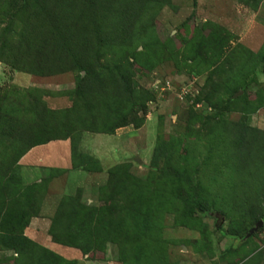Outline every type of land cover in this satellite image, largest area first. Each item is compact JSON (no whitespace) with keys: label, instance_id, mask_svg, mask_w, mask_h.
Segmentation results:
<instances>
[{"label":"rangeland","instance_id":"rangeland-1","mask_svg":"<svg viewBox=\"0 0 264 264\" xmlns=\"http://www.w3.org/2000/svg\"><path fill=\"white\" fill-rule=\"evenodd\" d=\"M16 1L20 5L11 8L8 0H0V157L10 150L6 136L9 120L18 119L26 125L23 119H33V111L27 107L39 103L41 96L46 99L45 95L59 91L65 95L54 105L68 107L78 97L74 94L76 84L85 76V72L70 70L72 66L66 62L63 68L70 71L62 74H27L30 63L19 55L28 52L46 59L59 57L65 52L62 38L75 41V49L76 40L81 38L82 43L99 50L97 64L101 71L108 69L103 74L105 79L116 83L102 91L101 101L94 103L95 110H88L84 116L97 130L113 134L82 133L79 152L97 158L106 170L128 162L131 176L144 182L143 186L158 189L164 183L158 173L163 160L160 158L155 172L150 165L157 142L169 144L172 163L184 169L192 189L200 188V197L211 210L181 214L184 198L169 206L159 220V239L166 242L163 264H248L251 260L264 264V218L234 235L231 231L238 230L242 218L229 208L230 188L243 189L251 183L257 189L264 185V165L262 173L252 180L246 169H237L229 133L233 123L264 131V0ZM213 34L221 38L215 46ZM226 55L231 61L224 64L225 68L232 65L236 80L231 74L224 75L227 85L209 101L206 85ZM96 73L93 79L98 77ZM122 79L127 86H120L117 93H125L128 87L131 102L125 106L116 102L115 114L111 112V98L117 95L115 88ZM214 80L219 79L215 76ZM242 84L246 90H239L238 97H243L230 102L239 92L232 97L233 90ZM20 146L19 142L16 147ZM16 147L8 157H14ZM48 150L42 164L36 161L32 168L24 164L22 183L41 172L43 179L50 177L49 169L65 173L51 175L37 220L28 231L25 229L26 236L77 264H122L117 246L103 236L98 235L93 251L85 256L50 240L45 229L61 197L80 190L81 203L97 210L99 218L94 224H98L106 218L111 190L106 170L99 171L100 164H88L87 171L74 167L79 162H72L70 144L55 142ZM245 167L253 169L249 163ZM239 172L243 178H239ZM189 185L185 184L187 189ZM15 186L13 190L19 188ZM213 200L225 215L213 208ZM17 251V247L0 244V264L17 259Z\"/></svg>","mask_w":264,"mask_h":264},{"label":"trees","instance_id":"trees-1","mask_svg":"<svg viewBox=\"0 0 264 264\" xmlns=\"http://www.w3.org/2000/svg\"><path fill=\"white\" fill-rule=\"evenodd\" d=\"M8 2L11 8L16 7V0H8ZM77 40L78 48L75 49L72 45L75 44V41L62 38L60 43L65 52L59 57L46 59L38 53L28 52L19 55L21 56L20 59L23 57L26 62L30 63L25 69L28 70L27 74L51 76L70 70H78L79 73L85 72V76L76 84L74 94L78 97L75 100L72 99L71 105L68 107L50 109L41 96L40 102L37 101L39 103L35 102L36 104L31 105L32 108L27 107L26 109L29 112L30 109L33 111L30 112L33 119H23V122H27L28 126H26L27 124L23 125L18 119L14 121L11 119L8 121L9 123L7 122L9 131L6 136L9 137L10 150L0 157V181L3 183V194H0V206L3 208L0 212V244L17 247L18 251L17 259H8L4 262L6 264H77L76 260L65 259L38 245L24 234V230L29 226L31 219L39 215L51 175L53 173L60 175L65 172L59 169H49L51 172L50 177L24 186L18 164L21 157L31 148L57 140H69L72 162H79L74 165L77 169L81 168V170L87 171L88 164H99L95 158L79 152L81 135L84 132L109 135L113 133L110 131L105 132L106 130H97L94 125H90L91 122L84 116L88 110H95L94 103L101 101L102 91L106 90L108 86H114L116 82L109 83L110 81L108 82L103 75L108 69H102L101 71L100 66L97 64L99 50L91 49L87 44L85 45V42H81V38ZM220 40L217 35L213 34L214 46ZM99 43L100 41H98L97 47H99ZM216 49L217 51L220 50L219 47H216ZM261 54L264 55V50ZM234 59L236 60L235 57ZM228 60L229 56L226 55L221 64L213 69V80L210 79L211 81L206 85L207 90H205V97L209 101L212 98L214 100L218 93L224 89V86L227 85V81L224 82V75L228 74L229 76L231 74L234 76L232 65L229 69L225 68L224 64L231 61ZM54 62L58 63V66L53 65ZM65 62L71 64L70 70L66 66L63 68ZM17 71L21 72L20 69ZM92 71L99 72L96 73L98 77L95 79H93ZM215 76L219 80H214ZM234 79L236 80L235 76ZM117 85L114 92L117 95L111 98L114 108L111 112H115V114L116 102H120L124 106L131 102L128 87L125 93L122 91L117 93L120 86L126 85V80L122 79ZM245 88V85L242 84L234 89L232 97L239 90L245 92ZM90 93L92 94L89 95ZM63 94L61 93L62 96ZM242 97L235 96L233 99L230 98L229 101L237 102ZM78 99V103L75 102ZM136 125L139 126L140 122ZM16 126H19V131L16 130ZM113 126L115 128L121 127L119 124H113ZM14 128L15 133L12 134ZM10 133L11 137L9 136ZM229 133L233 137V157L236 159L237 169H246L245 172L251 180L253 178L257 179V175L262 173L261 167L264 165V131L233 123ZM14 137H17V139H14ZM19 142L22 146L18 149L16 146ZM168 146L169 144L157 142L153 162L150 165L151 171L155 172L156 165L162 158L163 167L158 173L164 182V188L150 189L147 185L143 186L144 182L129 174L130 163H118L106 171L108 185L111 190L106 218L103 217L98 224H94L99 218L97 210L81 203L80 190L73 196L65 195L59 200L54 215L50 219L47 231L50 240L63 247L76 249L85 256L93 251L96 238L100 235L108 243L117 246L119 260L122 264H163L166 262V255L164 254L166 253V242L159 239V234L161 235L159 220L163 219L169 206L173 205L174 201L179 200V198H184L182 204L185 203V205L179 210L181 214L211 212L207 207V201L202 200L203 198L200 197V188L199 190L192 189L189 185V183L191 184L190 180L182 172L184 169L179 167L178 164L172 163V155L168 153ZM15 147L14 157H8L11 154V148ZM246 163L253 167V171H250L249 167H247L248 169L245 167ZM99 167V171H102L100 165ZM262 174L261 179L264 183V172ZM239 176V178H243L240 172ZM184 183H187L190 189H187ZM15 185H18L19 188L13 190V188H16ZM251 185L249 183L243 189L236 186L229 189L232 191V201L229 208L242 218L238 223V230L236 232L231 231L234 235L243 230L247 231L253 223L264 218V185L258 186L257 189ZM134 192H136V195L133 197ZM213 208H217L219 214L225 215L224 210L216 206L215 200H213ZM248 264L255 263L251 260Z\"/></svg>","mask_w":264,"mask_h":264},{"label":"crops","instance_id":"crops-1","mask_svg":"<svg viewBox=\"0 0 264 264\" xmlns=\"http://www.w3.org/2000/svg\"><path fill=\"white\" fill-rule=\"evenodd\" d=\"M64 96H62L61 94H60V91L59 92H55V93H53V95H47L46 96V99H44V101L46 102V104H47V106L50 108V109H62L63 107H60V106H55L54 104H57L58 102H60L59 100L60 99H62ZM65 108V107H64ZM84 133H87V132H84ZM83 133V134H84ZM82 134V135H83ZM88 134V136L89 135H92L91 133H87ZM86 134V135H87ZM82 135H81V139H82ZM80 139V143H79V151H80V145H81V140ZM55 142H59V143H64V144H70V142H69V140H57V141H51V142H48V143H46V144H43V145H39V146H36V147H33V148H31L25 155H23L22 157H21V159L19 160V166H20V175H21V179H22V172H23V169L22 168H24L25 167V163H27L28 165L26 166L27 168H32L33 167V165H35V164H37V163H40V164H42L43 163V161H45V152L47 151H49L48 150V148H49V146H51L53 143H55ZM28 158H31L30 160H28ZM95 158V157H94ZM97 161H99L97 158H95ZM47 160V159H46ZM36 161H37V163H36ZM99 164H100V161H99ZM47 165H55V164H47ZM100 166H101V164H100ZM41 169H47L48 167L47 166H41L40 167ZM106 168L107 167H102L101 166V169H102V171H104V170H106ZM49 169V168H48ZM109 169V168H108ZM107 169V170H108ZM78 171H81V169H77ZM106 170V171H107ZM66 172H68V170L66 171ZM36 175V174H35ZM29 179L30 180H26V182H24L23 183V185L24 186H26V185H31V184H33V183H37V182H39L41 179H43V176H42V172L38 175H36V176H34L33 178H30L29 177ZM34 220H37V218H32L31 219V221H30V224H29V226L27 227V231H28V229H30V226H32V223H33V221ZM47 226H48V228H49V225L47 224ZM45 231H48V229L46 228L45 229ZM25 232H26V230H25ZM27 234V232L25 233V235ZM30 238V237H29ZM31 239V238H30ZM45 247V246H44ZM46 248V247H45ZM70 249H72V248H70ZM74 250V249H73ZM75 251H77V250H75ZM81 254V253H80Z\"/></svg>","mask_w":264,"mask_h":264},{"label":"water","instance_id":"water-1","mask_svg":"<svg viewBox=\"0 0 264 264\" xmlns=\"http://www.w3.org/2000/svg\"><path fill=\"white\" fill-rule=\"evenodd\" d=\"M241 94V91H239L236 96L240 95ZM135 161L138 162V163H141V160H139L138 158H135ZM259 226H261V221L259 222Z\"/></svg>","mask_w":264,"mask_h":264}]
</instances>
